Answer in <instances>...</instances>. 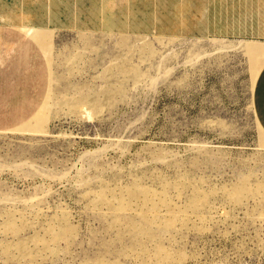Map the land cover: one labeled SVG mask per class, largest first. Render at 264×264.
<instances>
[{"label": "rangeland", "instance_id": "374dc122", "mask_svg": "<svg viewBox=\"0 0 264 264\" xmlns=\"http://www.w3.org/2000/svg\"><path fill=\"white\" fill-rule=\"evenodd\" d=\"M22 30L50 75L4 100L0 264H264V40Z\"/></svg>", "mask_w": 264, "mask_h": 264}, {"label": "crops", "instance_id": "0c3cea01", "mask_svg": "<svg viewBox=\"0 0 264 264\" xmlns=\"http://www.w3.org/2000/svg\"><path fill=\"white\" fill-rule=\"evenodd\" d=\"M23 28L264 40V0H0V125L4 100L26 101L22 87L50 75L40 44ZM254 96L264 129V68ZM23 107L40 105L7 106Z\"/></svg>", "mask_w": 264, "mask_h": 264}, {"label": "bare ground", "instance_id": "6f19581e", "mask_svg": "<svg viewBox=\"0 0 264 264\" xmlns=\"http://www.w3.org/2000/svg\"><path fill=\"white\" fill-rule=\"evenodd\" d=\"M239 193L241 194V191L240 190H238V191L235 192V194H237V195H239Z\"/></svg>", "mask_w": 264, "mask_h": 264}]
</instances>
